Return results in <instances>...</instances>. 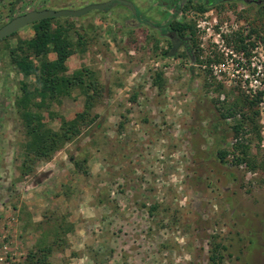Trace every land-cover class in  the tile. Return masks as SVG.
<instances>
[{"label":"rangeland","instance_id":"rangeland-1","mask_svg":"<svg viewBox=\"0 0 264 264\" xmlns=\"http://www.w3.org/2000/svg\"><path fill=\"white\" fill-rule=\"evenodd\" d=\"M104 1L0 0V27L33 10ZM128 1L140 10L138 26L118 1L72 17L87 42L68 64L98 74L99 117L26 176L21 75L0 53V264L22 260L44 234L52 241L61 223L74 228L53 264H264V0L223 1L205 12L184 2L179 22L194 24L200 59L218 58L202 65L195 55H163L168 41L145 20L167 24L170 7ZM19 32L34 35L31 25ZM238 33L247 51L236 49ZM157 71L165 73L160 86ZM245 95L259 102L257 128L246 135L250 163L235 164L233 120H220L225 137L213 123ZM84 102L76 89L56 108L71 115ZM220 149L232 152L225 162ZM83 159L88 174L76 169Z\"/></svg>","mask_w":264,"mask_h":264},{"label":"trees","instance_id":"trees-1","mask_svg":"<svg viewBox=\"0 0 264 264\" xmlns=\"http://www.w3.org/2000/svg\"><path fill=\"white\" fill-rule=\"evenodd\" d=\"M223 1L225 0H214L215 4L209 5L203 3L197 6V9L205 12L211 6L219 5ZM71 19L72 17L43 19L31 24L34 29L33 36L16 38L20 33L18 31L0 41L2 58H8L10 67L21 75L19 81L21 95L16 99V106L21 113L25 128V140L22 143L24 159L20 167L22 176L35 172L40 161L51 160L67 142L78 137L84 127L93 125L99 117L98 114H93V108L104 92V86L98 79V74L88 66L72 71L68 64L70 56L76 52L84 53L83 47L87 42L85 35L81 33V29L83 30L84 27L86 30V27L81 25L80 29ZM168 30L172 31L174 39L168 41L169 45L163 51L164 56L195 55L201 65L210 64L218 59L216 57L215 60L211 57L206 60L200 59L201 49L195 37L197 32L193 23H171ZM231 37L235 41L237 50L247 51L249 45L245 42L246 38L239 33ZM262 39L264 40L263 37ZM180 48L185 52H180ZM52 53H55L56 57L51 58ZM154 76L155 83L160 86L165 73L157 71ZM76 89H80L81 94L85 96V102L76 112L65 115L56 106H61L63 99L71 97ZM244 99V101L237 100L224 105V110L220 108L222 116L213 123L215 131L223 132L225 137L226 130L221 128L220 120H233L230 128L236 140L233 145L235 164L243 161L250 163L248 154L251 139L246 135L257 128L256 118L259 114L255 108L259 102L248 95H245ZM55 122L59 123L58 128L52 125ZM121 125L123 127L124 122H121ZM231 153L230 150L220 149L218 157L221 162H225ZM87 162V159L76 160L77 171L88 174ZM14 208L17 206L15 205ZM32 221L33 216L29 214V225ZM73 228L74 226L70 223L67 225L61 223L53 232L52 241L49 242L44 234L34 249H31L22 260L12 264H53L55 247L65 249L68 245L66 236ZM211 259L217 262L216 252Z\"/></svg>","mask_w":264,"mask_h":264},{"label":"water","instance_id":"water-1","mask_svg":"<svg viewBox=\"0 0 264 264\" xmlns=\"http://www.w3.org/2000/svg\"><path fill=\"white\" fill-rule=\"evenodd\" d=\"M115 1L129 5L133 9L134 14H136V7L134 3L128 0H107L104 2H95L77 9L45 8L41 10H33L12 18L9 22H7L2 27H0V41L13 35L14 33L20 31L21 29L33 24L34 22H38L48 18L79 17L86 14L89 11L104 10L111 8V6Z\"/></svg>","mask_w":264,"mask_h":264},{"label":"flooded vegetation","instance_id":"flooded-vegetation-1","mask_svg":"<svg viewBox=\"0 0 264 264\" xmlns=\"http://www.w3.org/2000/svg\"><path fill=\"white\" fill-rule=\"evenodd\" d=\"M192 2V0H171L169 2H164V0H159V7H170L168 9V15L171 17L167 24H154L151 22V20H145L148 22L151 26L155 27L159 32L160 37L165 38L167 41H170V39H174L173 33L171 30H168L169 27H171V23H176L181 20V10L185 7L184 2ZM195 3H204V4H212L214 3V0H193ZM225 1H232V0H225ZM237 1V0H234ZM242 1L244 3H252L257 2V0H238ZM115 3V2H114ZM157 4V3H156ZM215 4V3H214ZM135 5V4H134ZM217 6V5H216ZM136 7V5H135ZM132 9V8H131ZM133 11V9H132ZM134 13V12H133ZM142 22L141 20V13L138 7H136V14H134V19L130 22L132 26H138Z\"/></svg>","mask_w":264,"mask_h":264},{"label":"built area","instance_id":"built-area-1","mask_svg":"<svg viewBox=\"0 0 264 264\" xmlns=\"http://www.w3.org/2000/svg\"><path fill=\"white\" fill-rule=\"evenodd\" d=\"M216 41H218V40H216ZM219 42V41H218ZM233 77H235V76H233ZM239 77V76H238ZM245 77V79H247L249 76H244Z\"/></svg>","mask_w":264,"mask_h":264}]
</instances>
